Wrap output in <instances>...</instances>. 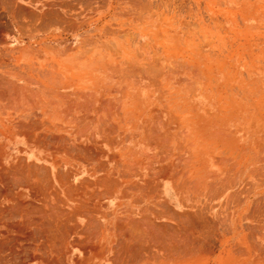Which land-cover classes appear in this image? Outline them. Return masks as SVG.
I'll use <instances>...</instances> for the list:
<instances>
[{
    "label": "rangeland",
    "instance_id": "374dc122",
    "mask_svg": "<svg viewBox=\"0 0 264 264\" xmlns=\"http://www.w3.org/2000/svg\"><path fill=\"white\" fill-rule=\"evenodd\" d=\"M12 1L0 2V26L8 47L18 44L13 42L16 34L5 29L9 23L5 2ZM47 1L44 9L62 2L61 11L77 21L95 20L93 40L107 41L111 62L119 65L128 81L139 80L131 87H143L149 81L154 95L138 93L146 99L144 103L149 98L162 108H168L169 102L181 103L174 104L172 116L158 110L164 121L171 119L185 132L184 144L189 146L178 149L172 163L175 148L164 160L168 169L163 172L194 173L195 190L182 186L178 193L182 199L193 197L199 212L195 211L196 218L199 214L198 228H194L196 249L191 254L157 250V259L142 264H264V0H92L89 4L87 0H16L35 11ZM31 18L19 14L22 23ZM84 29L74 43L89 33ZM55 31L68 35L66 28ZM233 173L241 175L235 196L241 202V231L222 227L224 221L216 231L206 223L204 211L213 197L219 200H212V210L220 211V216L234 211L233 195L228 194L233 190Z\"/></svg>",
    "mask_w": 264,
    "mask_h": 264
},
{
    "label": "bare ground",
    "instance_id": "6f19581e",
    "mask_svg": "<svg viewBox=\"0 0 264 264\" xmlns=\"http://www.w3.org/2000/svg\"><path fill=\"white\" fill-rule=\"evenodd\" d=\"M63 2H65V1H63ZM91 2H93V1L92 0H87V4H89ZM5 3H6L7 8H8L7 11H9L8 15L6 16V19H7V21L9 23H6L7 25H6L5 29L7 28L8 32L11 31L12 33L16 34V37H15V39H13V42H17L18 44H17L16 47H8V46L5 45V43H4V39H5L4 31H2L3 28H2V23H1V27H0V29H1L0 30V112L1 111H6V110H12L13 112L17 111L18 115L21 117L26 112L34 111L37 114V112L39 111L40 112L39 114H41L43 116V118H37L35 116H34L33 119L24 118V117L23 118L18 117L19 119L16 120V121H14V119H12V118L11 119L7 118L6 122H3V120L0 121V164L1 163L4 164V166H2V168L0 169V180L3 179V178H7L10 175H13V177H15L16 175H14V174H17V173H20V175L22 174V177L24 178V176H23L24 174L34 173V170L37 167H41V166H36L34 164H28V163L25 165V164H23V162H22L23 160H21V158L26 160L25 162H29V160H31L32 162H41V161L44 162V161L49 160V159H56L58 157L68 156L70 154V152H72L74 150H76V151H79V150H81V151H90V149H89L90 147L82 148L81 146L80 147L78 146V143H81V141H82V143H83V141H85V142H95V143L97 142L98 143V150H97V153H96L97 157H105V156L111 155L114 159L115 158L131 157V158H139L140 160H144L145 161V166L144 167H145L146 173L154 172V170H158L159 167L161 166L160 163H165L164 160L165 159H169L171 157V154H172L171 152H174L175 148H176V150H178V149L186 150V149L189 148V146L184 144V141H187V139H186L187 137H186L185 132L179 130V128L177 126H174V124H172L170 122L171 119H168L169 121H164L162 119L163 117L161 118V114L172 116L173 115L172 113L175 112L174 104H181L180 101H175L174 104L169 102L168 105L166 104L168 106V108H162L158 104H153L151 101L155 100L154 98L153 99L149 98L150 101L148 103H144L146 101V99L142 98L141 96H139L138 93L139 94L142 93L144 95H149V96L154 95L153 93L150 92L151 86L149 85V81H147V84L143 85V87H131V84H136V83L138 84L139 80L131 79L130 81H128V78H127L128 76L124 75L123 70H121L119 65L115 64L113 61L111 62L110 52H109L110 48L108 49L109 46H108L107 41H97L96 39L93 40V35H95V31H97V28L95 27V24H94L95 20L93 22V20L84 18V19H82V21H77L76 18H72L69 15H67L66 12L61 11V9H60L61 7L60 6H61L62 2L61 3H57L56 2L57 4L50 3V5L46 9H44L43 6L49 4V2L48 3L45 2L46 4L42 3L41 6L38 7V9H39L38 11L28 10L27 6H23L21 4H18L16 2V0H13L10 3H7V2H5ZM67 5H68V3H67ZM70 6L73 7V5H70ZM19 14L20 15L21 14H27L29 16L31 15V17H32L31 21L29 23H26V24L22 23L20 21V19H19ZM106 25L107 24H105L104 26H106ZM83 27H85V29H84L85 32H89V33L87 35H84L83 36L84 38L82 40H80L79 42L74 43L73 42L74 38L79 35L80 30ZM65 28L68 30V32H67L68 35L67 36H65V35L61 36V35L55 34V32H56L55 30L56 29H61L63 31V29H65ZM92 30H93V33H90V31H92ZM98 33H100L101 37L105 36V32H104V34L101 33V32H98ZM118 36H119V34H118ZM85 45H92L93 48L91 47L89 49L90 46H88V49H87L85 47ZM150 67H153V66H150ZM145 68H147V67H145ZM153 68H151V69H153ZM151 69H149V71H151ZM168 69H170V68H168ZM153 71H152V74H151L152 76H154L153 75ZM140 74L143 75V73H140ZM157 75H159V74H157ZM149 79H151V78H149ZM173 79L175 80L176 77H173ZM182 99H187V98L183 97ZM128 101H131V106H130ZM139 101H140L141 104H138ZM159 109L162 111L161 114L158 111ZM91 111H92V113L93 112H98L97 117H95V118L94 117H90ZM79 112H81V113H79ZM121 114H123L122 117H121ZM123 119L124 120H129L128 124L123 125L124 124L123 123V121H124ZM64 120H65V124L63 123ZM11 122L14 123L17 126L19 132H16L14 130V128L10 126ZM75 122H79V124L81 122V127L78 128V129L75 128L76 130L73 129V126H74L73 123H75ZM43 127H44V129H52L53 131H50L52 133L51 134H47L44 129H43L44 132L43 131L42 132H36L35 131L36 129H40V128H43ZM102 130L105 131V132L107 131L109 134H112V135L111 136L103 135L102 137H100L101 136L100 133L102 132ZM59 132H61V133L65 132L67 134L71 133L72 136H76V137L67 138L63 134L59 135ZM100 138L103 139V140H100ZM158 145L161 146V148H162L161 150L159 149ZM184 154H186V152H184ZM181 159H183V158H181ZM197 159L201 160L200 158H197ZM186 160H187V158L184 161L186 162ZM80 161H81V159H80ZM184 161H182V162H184ZM207 163L208 162H203V164H205V165ZM163 165H165V166H162L163 171L167 172V169H168L167 165L166 164H163ZM30 169H33V171H30ZM204 170H205V168H204ZM20 175H19V179H20ZM59 175H60V173H59ZM26 176H28V175H26ZM152 178H154V177H152ZM15 179L17 180V178H15ZM16 180L11 181V182L15 183ZM43 180H44V178H43ZM43 180H41V181H43ZM64 180H65V178H64ZM139 180H141V179H139ZM163 180L165 181L166 179H163ZM88 181H90V180H88ZM5 182H7V180ZM18 182H20V181H18ZM156 182L158 183V185L161 184L160 179L159 180L157 179ZM49 183H47V186H45V187H49L50 184H51V183L50 184ZM147 183H148V185H151V188H149V190L151 189L150 191H153V189H154L153 182L152 181H150V182L147 181ZM37 184H39V183H37ZM105 184H107V183H105ZM14 186H15V184H14ZM35 186H33V187H35ZM37 186L39 188V185H37ZM42 187H44V186H42ZM15 188H16V186H15ZM38 188L36 190H38ZM40 189L42 190L41 186H40ZM143 189H145V187ZM81 190H82V188H81ZM33 191H34V189H33ZM72 191H74V189ZM101 191L103 192V190H101ZM248 191H249V189H248ZM10 192H8V193H10ZM6 193H7V191H6ZM104 194H106V192ZM46 195H47V193H46ZM46 195H44V196H46ZM52 195L54 197V195L56 196L57 194H54V192H52ZM8 196H9V194H8ZM236 196H237V193H236ZM127 197L128 196H126V198ZM46 199H47V197H46ZM54 199H55V197H54ZM88 200H91V199H88ZM258 200L257 199L254 200L253 206L255 204V201H258ZM48 201H46V202L48 203ZM56 201H58V203H59L60 200L56 199L55 202ZM258 203L260 204V202H258ZM16 204H18V202ZM137 204H138V202H137ZM238 204H239V202H238ZM29 205L31 207V202L30 201H29ZM37 205H35V206H37ZM39 205H38V208H36V209H40L41 210L42 207L39 208ZM50 205H52V206H49V208H47V210L48 209L52 210V211L49 210V212H48L49 214H50V212H53V211L55 212V209L53 210L52 208L55 207V208L58 209V206H59L57 204L54 205V203L50 204ZM5 206H3V207H5ZM14 206H16V205H14ZM21 206L22 205L19 202V206L17 205V207H15V208H18V207H21ZM35 206L33 204V207H35ZM40 206H42V205H40ZM30 207H29V209H30ZM46 207H48V205H46ZM252 207H250L249 211H251ZM260 208H262V207H260ZM8 209L6 208L5 210H8ZM19 209H21V208H19ZM256 209H257V207H256ZM23 210H24V208L22 209V211ZM153 210H155V209L152 208V211ZM261 210H263V209H261ZM32 211H34V210H32ZM36 211L37 210H35V212ZM63 211H65V213L67 214L66 211H68V210H66V209L62 210V214L64 213ZM158 211L160 212V210H157V212ZM195 211H197V209ZM15 212H16V210H15ZM17 212H19V211H17ZM25 212H28V210H26ZM38 212H39V210L37 211L36 214H38ZM41 212L42 211H40V213H39L41 215L38 214L39 217H37V218L33 217L34 220L33 221L31 220L32 223L35 222L37 219H39L40 216L42 217V215L45 216V219H46V214L47 213L45 212L46 214H43V212L42 213ZM83 212H81V213H83ZM157 212H155V213L157 214ZM8 213H10V212H8ZM12 213L13 212H11L10 215H12ZM29 213H30V211L28 212V214ZM56 213H58V212H56ZM56 213L55 214L51 213L52 214L51 217L53 215L57 216V217H60V216L56 215ZM169 213L171 214V212H169ZM177 213H179V212H177ZM183 213H186V212L183 211ZM196 213H199V212L197 211ZM30 214H33V213H30ZM62 214L59 213V215H62ZM170 214H168V215H170ZM200 214H202V216H203L202 212ZM48 215H47V217H48ZM173 215L175 216L176 213L172 214V216ZM180 215H182V214H180ZM26 216H27V214H26ZM63 216H64V214H63ZM72 217H71L70 220L74 219ZM190 217H188V220H187L188 222H190L189 221ZM192 217H193V215H192ZM200 217H201V215H200ZM204 217H207V216L204 215ZM1 218L2 217H0V219ZM53 218L54 217H52V219ZM140 218H141V216H140ZM143 218H144V220H141V219L139 220L138 219L139 220L138 223L140 221L144 222V225L142 223V226H141V222H140V224H138L139 226H141V228L142 227L143 228L146 227L145 223L148 222L147 224H149L151 222V221L149 222V220L147 221V218L145 216ZM198 218H199V214H198ZM198 218H196V219H198ZM66 219L64 221H66ZM131 219H133V218H131ZM119 220H121V218ZM128 221H130V219ZM135 221L137 222V218H136ZM187 221L184 220L182 222H186L187 223ZM205 221L207 223V220H205ZM42 222H44V221H41V223ZM46 222H48V219H46ZM50 222L52 224V221H50ZM73 222L75 223L76 221H73ZM95 222L97 223V221H95ZM95 222H92L91 224L96 226ZM161 222H163V221H161ZM178 222H179V220H178ZM11 223H13V222H11ZM27 223H29V222H27ZM27 223H26V225H27ZM66 223L68 224L67 221L65 222V224ZM116 223H118V222H116ZM130 223H132V225H133L134 221L132 220V222L130 221ZM130 223H128L129 226L131 225ZM193 223L194 222L192 221V224ZM30 224H31V222H30ZM57 224H59V223L57 222ZM151 224H149V225L152 226L153 224L152 225ZM162 224H161V227L166 225V224H164V225H162ZM202 224H204V221H203ZM202 224L199 222V225H202ZM43 225H47V223L46 224L43 223ZM59 225H61V226H59ZM59 225H58L59 228L61 227L60 230L64 226L68 227V225H64L63 226L62 223L59 224ZM85 225H87V224H85ZM170 225L168 227L167 226L166 227L169 228ZM184 225H186V224H184ZM189 225H191V223ZM194 225L195 224H193L192 226H194ZM9 226H10V224H9ZM49 226H47L48 227L47 231L48 230L50 231V229L55 228L52 225L50 226V228H49ZM172 226L174 227L173 224H172ZM251 226L249 225L248 228L249 227L252 228ZM67 227H65V228H67ZM83 227H84V230L86 231V229H85L86 227L85 226H83ZM87 227L89 228V226H87ZM136 227H137V224H136ZM161 227H160V229H158V227H157V229H156L157 231H154L155 228H156L155 227L152 230L153 233L154 232H159L161 230ZM173 227H172V230L175 228V227L174 228ZM188 227L186 226V228H188ZM194 227H196V226H194ZM254 227H255V225H254ZM14 228H15V226H14ZM43 228H45V227H43ZM43 228H41L40 231ZM70 228L73 229L71 227V225L69 224V228H68L69 230L68 231H70ZM75 228H77V227H75ZM121 228H122V226L120 227V229ZM134 228H132V229L134 230ZM141 228H140V230H138V227H137V230H136V228H135V230L137 232H139V231H141ZM148 228H149V226H148ZM178 228H179V230L180 229L182 230V228L185 229V227L181 228V225ZM17 229H20V226ZM63 229H62V232H61L62 234L64 232ZM116 229H118V228L116 227ZM125 229H127V228H125ZM132 229H131V232L133 231ZM190 229H192V228H190ZM203 229H204V227H203ZM260 229L261 228H259L258 231ZM35 230H37V229H35ZM92 230H93V228H92ZM92 230H90V231H92ZM146 230L148 231V229L145 228V230H144L145 234H148V232ZM162 230H163V228H162ZM164 230H168V229L165 228ZM164 230L162 232H164ZM172 230L170 229L171 232H172ZM200 230L203 231L201 228H200ZM4 231H6V230H4ZM20 231H19V233H20ZM31 231H33V230H31ZM82 231H79V232L82 233ZM122 231H123V229L120 232H122ZM126 231L128 232V230H126ZM134 231H133V233H134ZM173 231H176V228ZM204 231H203V233H204ZM34 232L36 234L38 231L37 232L34 231ZM86 232L88 233V231H86ZM165 232L167 234L170 233V232H167V231H165ZM17 233H18V231H17ZM41 233H43V232L41 231ZM51 233H53V232H51ZM92 233L95 234L96 232L93 231ZM139 233H140V235L144 234L142 232H139ZM166 233H165V236L161 235L158 238H161V237H163V238L165 237L166 238L168 236V235L166 236ZM186 233L188 235V231ZM59 234L60 233H58L57 235H59ZM145 234L143 236L141 235V237L144 238ZM156 234L159 235V233H156ZM177 234H179V232ZM189 234H191V233H189ZM252 234H253V232H252ZM52 235L53 234L50 235V238L52 237ZM57 235L54 234V237L56 236V238H58V242L57 243H59L60 242L59 240H62V239H60V237H58ZM65 235H67V234L64 233V236ZM84 235H86V234H84ZM140 235H138V233H136V236H139V238H138L139 239V243L143 244V242H141V241H144L145 239L142 240L143 238L141 239ZM170 235H171V233H170ZM179 235H180L179 237L181 238V236H182L181 233ZM95 236H96V234H95ZM121 236H123V235L121 234ZM125 236H127V235H125ZM136 236L134 235V237H136ZM191 236H193V235H191ZM26 237H27V235H26ZM54 237L52 239H54ZM170 237L169 238L167 237L166 240H169ZM173 237H174V234H173ZM176 237L173 238V239H176ZM10 238H8L9 241H10ZM14 238H11L10 242H12L13 241L12 239H14ZM16 238H17V236H16ZM86 238H88V236ZM90 238H92V237H90ZM90 238H88V239H90ZM93 238H94V236H93ZM151 238H154V236H152V234H151ZM180 238H178L179 240L176 239L177 240L176 243L179 242L180 240L182 241V239H180ZM182 238H184L183 240H186V243H187V241H188L187 239L188 238L187 239H185V237H182ZM196 238H198V237L196 236ZM42 239H44V237ZM81 239L78 242H81L82 241ZM138 239H137V241H138ZM149 239H150V236H149ZM149 239L146 240V241H149ZM20 240H22V239L20 238ZM84 240H85V238H84ZM159 240H160L159 242L161 243V239H159ZM33 241H34V239H33ZM115 241L116 242H120V239L119 238L115 239ZM122 241L121 242L124 243V239ZM127 241H128V238H127ZM190 241L191 242L194 241V244H195V239L194 240L191 239ZM199 241H198V243H199ZM3 242H5V241H3ZM133 242H135V241H133ZM133 242H132V244L134 246L135 243H133ZM152 242H156L157 243L156 238H155V241H152ZM176 243H175V245H176ZM186 243H183V244L185 245ZM15 244L16 243H14V245ZM54 244L52 243V246ZM121 244H120V247H119L118 243H117L118 246L116 244H113V246H116L115 249H117V247H118L117 253L116 252L113 253L114 255L116 254L115 256L113 255L116 259H114V258H112V256H110L112 259H114L113 261H117V260L119 261L121 259V257L119 259H117V257L121 256V255H119V251H120L119 248H121ZM132 244L129 245V246L133 250L134 247H132ZM153 244H155V243H153ZM153 244H150V245H153ZM164 244H166V243L164 242ZM172 244H174V242ZM202 244H203V242H202ZM23 245H25V243ZM29 245H28V247H30ZM40 245L44 246L45 245V241H44L43 244L41 243ZM59 245H61V242L59 243ZM59 245L58 246L54 245V246H55V248L56 247L59 248ZM150 245H148V246H150ZM140 246H142L141 249L138 247V245L136 247H138L137 249H140V251H141V250H143V245H140ZM148 246H147V248H148ZM158 246H159V244H158ZM166 246H168V245H166ZM169 246L173 247L174 245L173 246L169 245ZM186 246L188 247V244H186L183 248H181L182 247V244H181V247L179 248V249H181L180 253H182L181 251L183 249L184 250L186 249ZM194 246L192 248L196 249L195 248L196 246L195 247ZM22 247L24 248V246H22ZM130 247H129V250H128V247H127L125 249V251L126 250L132 251V250H130ZM152 247H154V245ZM163 247H164V245H162V248ZM177 247H179V246L177 245ZM55 248L52 247L51 249L54 250ZM83 248H84V246L82 247V249ZM155 248L157 250H159V247L157 248L155 246ZM33 249H34V247H33ZM59 249H62V248L60 247ZM144 249H145V246H144ZM160 249H161V246H160ZM175 249L174 250L172 249V251L175 252L176 251ZM56 250H55V253H56ZM121 250H123V249H121ZM148 250H151V247H149L147 249V251ZM162 250L164 251V248ZM165 250H166V248H165ZM168 250H169V248H168ZM188 250H185V251H188ZM31 251H33V250H31ZM191 251H192V249L190 250V252ZM12 252H14V251H12ZM192 252H194V251H192ZM131 253L134 256L135 251H134V253L133 252H131ZM139 253H141V252H138V254ZM176 253L177 252H175V254ZM120 254H122V251H120ZM125 254H126V252H125ZM141 254H143V253H141ZM147 254L149 255L151 253L149 252ZM186 254H187V252H186ZM34 255L36 256L37 254H34ZM156 255H157V258H158V253H156ZM135 256H139V255H135ZM149 256L151 257V255H149ZM149 256H147V258H150ZM19 257L20 256H18V258ZM27 257L28 256H26L25 258H27ZM128 257H132V256H128ZM142 257H144V255L141 256V258ZM30 258H29L30 260L33 259V257H31V256H30ZM60 258L62 259V257H60ZM60 258L58 257V260ZM124 259H125V257H124ZM134 259H136V258H134ZM39 260H41V259L39 258ZM127 260L130 261V258H127ZM26 261H28V260H26ZM41 261H43V260H41ZM60 261H62V260H60ZM132 261H133V257H132ZM17 262H19V261L17 260ZM102 263H104V262H102ZM114 263H116V262H114ZM20 264H24V263L21 262ZM52 264H55V262H53ZM110 264H111V262H110Z\"/></svg>",
    "mask_w": 264,
    "mask_h": 264
},
{
    "label": "crops",
    "instance_id": "0c3cea01",
    "mask_svg": "<svg viewBox=\"0 0 264 264\" xmlns=\"http://www.w3.org/2000/svg\"><path fill=\"white\" fill-rule=\"evenodd\" d=\"M0 2H1V0H0ZM0 20H1V9H0ZM39 113H40L39 111L37 112V114L34 111H29V112L24 113V115L20 117L18 115L17 111L16 112H13L12 110L1 111L0 112V121L3 120V122H6L7 118L8 119L12 118V119H14V121H16L19 119L18 117L33 119L35 116L37 118H43V116ZM79 113H81V112H79ZM97 114H98V112L92 113V111H91L90 117L95 118V117H97ZM122 116H123V114H121V117ZM128 122H129V120H124L123 125L128 124ZM63 123L65 124V120L63 121ZM10 124H11L10 126L13 127L16 132H19L17 126L14 123L11 122ZM73 124H74L73 129H75V128L78 129L81 127V122H80V124H79V122H75ZM102 132L100 133L101 134L100 137H102L103 135H105V136L106 135H108V136L112 135V134H109L107 131L105 132L102 130ZM60 134H63L67 138L76 137V136H72L71 133L67 134L65 132H62V133L59 132V135ZM100 140H103V139L100 138ZM78 146L79 147L81 146L82 148L90 147L89 148L90 151H81V150L76 151V150H74V151L70 152V154L68 156L58 157L56 159H49V160H46L44 162H42V161L41 162H32L31 160H29V162H25L26 160L21 158V160H23L22 161L23 164H25V165L28 163V164H34L36 166H41V167H37L34 170V173L24 174L23 175L24 178L22 177V174L20 175V173L16 172L17 174H14V175H16L15 177H13V175H10L7 178H3L0 180V207H1L0 208V217H2L0 219V246H1L0 251L2 250L0 252V264H14L15 262H16L15 264H20L21 262L24 264H37V263L38 264H52L53 262H55V264H110V262H111V264H113L114 262H116L114 264H125L128 261L127 258H130V261H128L126 264H142L152 257H154V258L156 257L155 259H157L156 253H158V252H157V249L155 248V246L157 248L159 247V250H162L164 248V251L165 252L168 251V253H172L173 252L172 249L174 250L176 248L175 252H177V254H178V253H180V250H181V249H179L181 247V244H182L181 248H183L186 244H188V247L186 246L185 250H188L189 248L190 249L188 251H185L183 249L181 252L184 254H186V252H187V254H189V253L191 254L192 251H194V249L192 248L194 246V241L191 242L190 240L191 239L194 240V232H193L194 228H195L194 226H196V228H198V225L196 223L197 222L196 218L194 217L195 216V204H194L195 201H193V197H185L184 199H182V198H180V195L178 193V190L182 186H186L188 188L195 190L194 189V173L191 172V170L189 172L179 173V172L173 171L171 168L172 172H170L169 174L167 173V175H164L163 169L159 167V169L155 172L146 173L145 167H144L145 161L140 160L139 158L125 157V158H115L114 159L111 155L105 156V157H97L96 156V153L98 150V143L97 142L95 143V142L83 141V143H82V141H81V143H78ZM159 149L160 150L162 149L161 146H159ZM176 154H177V150L174 153V156L172 158H170V160H171L170 162H172L174 160V157ZM80 159H81V161H80ZM211 159H212V156H211ZM188 163H191V161ZM160 164L163 165V164H167V163H160ZM2 166H4L3 163L0 164V169L2 168ZM30 171H33V169H30ZM59 173H60V175H59ZM19 175H20V179H19ZM26 175H28V176H26ZM152 177H154V178H152ZM230 177H231L230 179H232V181H233V186H231V188L233 187L232 188L233 190H231L232 192L230 191L228 194H231V195L233 194V199L235 201L234 211H232L230 214L220 216V214H221L220 211L218 213H216L215 211L212 210L214 207V202H212V200H217L218 198L213 197L211 199V201H208V203H207V204H209V208L208 207H207L208 209L206 208L207 211H205V212L207 214H205V215L207 217H204V218H206V220L209 222V225L211 224L212 229L214 228L213 230H216V231H217L219 225H221V223L223 221L226 222V224H224V226H222V227L230 226L233 230L237 229V231L238 230L241 231V227H242L241 226V220H242L241 202H240V199H239V201H237L235 199L236 192H238V188L240 186L241 175H240V173H237V174L233 173L232 175H230ZM15 178H17V180L20 182H18ZM43 178H44V180H43ZM64 178H65V180H64ZM139 179H141V180H139ZM157 179L158 180L160 179V181H161L160 185H158V183L156 182ZM163 179H166V180L164 181ZM6 180L8 183L5 182ZM14 180H16L15 183L11 182ZM41 180H43V181H41ZM88 180H90V181H88ZM147 181L153 182V187H154L153 191H150L151 189L149 190V188H151V185H148ZM37 183H39V184H37ZM47 183L50 184L49 187H45V186H47ZM105 183H107V184H105ZM14 184H15L16 188H15ZM36 184L39 185V188ZM33 186H35L36 188ZM40 186H41L43 191L40 189ZM42 186H44L45 188ZM144 187H145V189H143ZM37 188H38V190H36ZM81 188H82V190H81ZM33 189L35 192L33 191ZM73 189H74V191H72ZM9 190L10 191L12 190V191L10 192ZM101 190H103V192ZM6 191H7V193H6ZM187 191H188V189H187ZM8 192H10V193H8ZM52 192H54V194H57L56 196L54 195L55 199L52 195ZM105 192H106V194H104ZM42 193L44 195H46V193H47V195L44 196ZM8 194H9V196H8ZM126 196H128V197L126 198ZM46 197H47V199H46ZM56 199L60 200L59 203H58V201L55 202ZM88 199H91L92 201L88 200ZM29 201L31 202V207L29 205ZM46 201H48V203ZM17 202H18V204H16ZM19 202L22 206L15 208V207H17V205L19 206ZM137 202H138V204H137ZM238 202H239V204H238ZM49 203L50 204L54 203V205L55 204L59 205L58 209L55 207L52 208L53 210L55 209V212L53 211L54 213L53 212H50V214L48 213L50 209L47 210V208H49V206H52ZM33 204H34V206L37 204L38 205L40 204L42 206L39 205V208L42 207L43 209L42 208H41V210L36 209V208H38V205L33 207ZM14 205H16V206H14ZM46 205H48V207H46ZM3 206H5V207H3ZM28 206L30 207V209ZM6 208L7 209L9 208V209L5 210ZM19 208H21V209H19ZM23 208H24V210L22 211ZM152 208L155 210L152 211ZM65 209L68 210L69 212L66 211L67 212V214H66L65 211H63L64 212L63 213L64 216H63L62 210H65ZM15 210H16V212H15ZM26 210H28V212L30 211V213H33V214H30V213L28 214V212H25ZM32 210H34V211H32ZM35 210H37V211L39 210L38 214L40 213V211H42L43 214L47 213L46 219H48L49 223L46 222L45 216H43V215H42V217L40 216V218L35 221L36 223L35 222L32 223V221L34 220L33 217H36V218L39 217L38 214H36L37 211L35 212ZM157 210H160V212L158 211L160 214L157 212ZM17 211H19V212H17ZM50 211H52V210H50ZM183 211H185L186 213H183ZM8 212H10V213H8ZM11 212H13L12 215H10ZM56 212H58V213H56ZM81 212H83V213H81ZM155 212H157V214ZM169 212H171V214ZM177 212H179V213H177ZM51 213L52 214L56 213V215H58L60 217L53 215L52 216V217H54L53 218L54 220H53L51 217V215H52ZM59 213L62 215H59ZM174 213H176V215L172 216V214H174ZM26 214H27V216H26ZM168 214H170V215H168ZM180 214H182V215H180ZM39 215H41V214H39ZM47 215H48V217H47ZM192 215L194 218L192 217ZM140 216H141V218H140ZM142 216L143 217L145 216L147 218V221L148 220H149V222L151 221L149 224L152 223L153 225L152 224L151 225L153 227L150 226L149 224H147L148 223L147 222V223H145L146 227L141 228L142 223L144 225V222L140 221L141 226H139L138 224H140V222L138 223V221L140 219L144 220V218ZM71 217L74 219L70 220ZM135 217L137 218V222L135 221L136 220ZM188 217H190V219H189L190 222L187 221ZM62 218L63 219L67 218L66 221L68 222V224L67 223L65 224L66 221H64L65 219L63 220ZM120 218H121V220H119ZM131 218H133V219H131ZM129 219L131 222H132V220L134 221L133 225H132V223H130V221H128ZM49 220L52 221V224ZM178 220H179V222H178ZM181 220L182 221L185 220V221H187V223L182 222ZM41 221H44V222L41 223ZM73 221H76V222L74 223ZM95 221H97V223ZM161 221H163L164 223ZM192 221L194 222L193 224H195L194 226H192L193 225ZM11 222H13V223H11ZM27 222H29V223H27ZM30 222H31V224H30ZM45 222L47 223V225H43V223L46 224ZM57 222L59 224L62 223L63 226L68 225V227L64 226L63 227L64 229L62 228L64 230L63 234L61 233L62 229L60 230L61 227L59 228V226H61V225L57 224ZM92 222H95L96 226L91 224ZM116 222H118L119 224ZM26 223H27V225H26ZM84 223L87 225H85ZM128 223L131 224L130 225L131 227L133 226L132 228L135 227L136 230H137V227H138V230H140V228H141V231H139V232H142L144 234H145V231H144L145 228L148 229V231L146 230L148 232V234H145L144 238L141 237V235L143 236L144 234L140 235V233L137 232L135 230V228H134V230H135L134 231L128 225ZM183 223L186 225H184ZM188 223L189 224L191 223V225H189ZM9 224H10V226H9ZM48 224L49 225L51 224L55 228L50 229V231L49 230L47 231V229H48L47 226H49ZM69 224L73 228V229L70 228V231H68L69 230L68 229ZM136 224H137V227H136ZM161 224L162 225L166 224V225H164L165 227L164 226L161 227ZM168 224L169 225L171 224L169 228H167L169 226ZM172 224L176 228L177 232L173 231V230H175V228L172 226ZM147 225L149 226V228ZM180 225H181V228L185 227L186 230L184 228H182V230L181 229L179 230L178 227H180ZM14 226H15V228H14ZM19 226H20V229H17V228H19ZM50 226H49V228H50ZM83 226L86 227L85 229H86V231H88V233L84 230ZM87 226H89V228ZM121 226H122V228L120 229ZM171 226L174 228L173 230H172ZM186 226L187 227L189 226V227L186 228ZM43 227H45V228H43ZM65 227H67V228H65ZM75 227H77V228H75ZM116 227L118 229H116ZM157 227H158V229H160V227H161V230L159 232L153 233L152 230L155 228L154 231H157L156 230ZM41 228H43L41 230L43 233H41V231H40ZM92 228H93V230H92ZM125 228H127V229H125ZM162 228H163V230L165 228L168 230H164V232H162L163 231ZM190 228H192V229H190ZM35 229H37V230H35ZM122 229L124 232L123 231L120 232ZM131 229L134 231V233H133V231L131 232ZM170 229L172 230V232L170 231ZM4 230H6V231H4ZM31 230H33V231H31ZM78 230L79 231L83 230V231L81 233ZM90 230H92V231H90ZM126 230H128V232ZM17 231H18V233H17ZM19 231H20V233H19ZM34 231H36V232L38 231V232L35 234ZM93 231L96 232L95 233L96 236L94 233H92ZM116 231L119 234L121 233L123 236H121V234L119 235ZM165 231L170 232L172 236L170 235V233L167 234ZM185 231L186 232L188 231L189 236L187 235V233ZM51 232H53V233H51ZM178 232H179V234L181 233V235H182L181 238L179 237L180 235L177 234ZM50 233L53 234L51 238H50V235H51ZM58 233H60V234L57 235ZM64 233H66L67 235L64 236ZM136 233H138V235H140L141 239L143 238L142 240L145 239L144 241H141V242H143V244L139 243V239H138L139 236H136ZM156 233H159V235H157ZM165 233H166V236L168 235L167 236L168 238L171 236L169 240H166L167 237L166 238L165 237L164 238L163 237L158 238L161 235L165 236ZM189 233H191V234H189ZM54 234H56L58 237H60V239H62V240H59L61 242V245H59L60 242L57 243L58 238H56V236L54 237ZM84 234H86V235H84ZM133 234L136 237H134ZM151 234H152V236H154V238H151ZM173 234H174V237H173ZM26 235L28 238L26 237ZM92 235L94 236V238ZM125 235H127L128 237ZM191 235H193V236H191ZM9 236L11 238L15 237L14 239H12L13 240L12 242H10L11 238ZM16 236H17V238H16ZM42 236L44 237V239H42L43 238ZM87 236H88V238H90V237H92V238L88 239V238H86ZM149 236H150L151 240L149 239ZM53 237H54V239H52ZM175 237H176V239H178V238L182 239V241L180 240L179 242L176 243L177 240L173 239ZM182 237H185V239L188 238L187 240L189 242L187 241V243H186V240H183L184 238H182ZM8 238H10V241ZM20 238L22 240H20ZM84 238H85V240H84ZM118 238L120 239V242L115 241V239H118ZM127 238H128V241H127ZM155 238H156L157 243L152 242V241H155ZM33 239H34V241H33ZM47 239L48 240L50 239V240L48 241ZM80 239L82 241L78 242V241H80ZM123 239H124V243H122ZM137 239H138V241H137ZM148 239H149V241H146ZM159 239H161V243L159 242L160 241ZM3 241H5V242H3ZM44 241H45V245L44 246L40 245L41 243L43 244ZM133 241H135V242H133ZM132 242L135 243L134 246H133ZM164 242L166 244H164ZM173 242H174V244H172ZM14 243H16V244L14 245ZM22 243L23 244L25 243V245H23ZM28 243L29 244L31 243V244L29 245ZM52 243L53 244L55 243L54 245H56V246L59 245V248L61 247L62 249H59L58 247L55 248L54 245L52 246ZM117 243H118L119 247H120V244L122 243L121 248H119V250L122 251V254H120V251H119V255H121V256H119V255H118L119 257L116 256L117 259H119L121 257V259L119 261L117 260L118 262L113 261L114 259H116L114 257L116 254L114 255L113 253H115V252L117 253V251H118L117 250L118 247H117V249H115L116 246H113V244L117 245ZM130 243L132 244V247H134L135 250L131 249V247L129 246V245H131ZM153 243H155V244H153ZM175 243H176V245H175ZM183 243H186V244L184 245ZM73 244H74L75 248L72 249ZM139 244L143 245V250H141V251H140V249L142 246H140ZM147 244L148 245L153 244L154 247H152L153 245L148 246ZM158 244H159V246H158ZM161 244L164 245L163 248H162ZM28 245L31 248L28 247ZM137 245L140 249H137L138 248V247H136ZM166 245H168V246H166ZM169 245H172V246L174 245L173 246L174 248L170 247ZM177 245L179 247H177ZM22 246H24V248ZM83 246H84V248L82 249ZM144 246H145V249H144ZM147 246H148V248L151 247V250H148L151 253V254H149V255H151V257L147 254V253H149L147 251V249H148ZM160 246H161V249H160ZM33 247H34V249H33ZM52 247H54L55 249L52 250L51 249ZM127 247H128V250L130 247V250H132V251H128V250L125 251V249ZM165 248H166V250H165ZM168 248H169V250H168ZM121 249H123V250H121ZM191 249H192V251L190 252ZM31 250H33V251H31ZM55 250H56V253H55ZM12 251H14V252H12ZM134 251H135V254L133 256V254L131 252L134 253ZM125 252H126V254H125ZM138 252H141L143 254H141V253L138 254ZM175 252H173V253H175ZM34 254H37V255L35 256ZM135 255H139L140 257L135 256ZM143 255L145 258L144 257L141 258V256H143ZM18 256H20V257L18 258ZM26 256H28V257L25 258ZM30 256L33 257L32 260H30L31 259ZM110 256H112V258H114V259H112ZM128 256H132L133 261H132V257H128ZM147 256H149L150 258H147ZM58 257L59 258L62 257V259L60 258L58 260ZM124 257H125V259H124ZM39 258L43 261L39 260ZM134 258H136V259H134ZM17 260L19 262H17ZM26 260H28V261H26ZM60 260H62V261H60ZM102 262H104V263H102Z\"/></svg>",
    "mask_w": 264,
    "mask_h": 264
}]
</instances>
